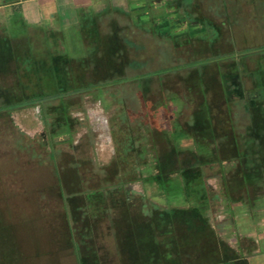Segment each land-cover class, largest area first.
<instances>
[{
	"label": "rangeland",
	"instance_id": "374dc122",
	"mask_svg": "<svg viewBox=\"0 0 264 264\" xmlns=\"http://www.w3.org/2000/svg\"><path fill=\"white\" fill-rule=\"evenodd\" d=\"M206 1V7L197 3L191 9L192 16H182L185 24L180 30L187 34L181 39L167 38L168 46L155 43L160 39L155 29H142L137 11H130L118 0L106 11L83 21L89 24L100 16L99 32L105 33L113 30V15L120 11L127 14L140 26L133 38L146 47L137 61L157 73L154 78L160 83L164 76L171 75L164 82V91L175 87L174 91L188 98L185 96L190 92V79L195 78V89L206 95L203 101L199 97L181 101L184 105L179 103V95L163 92L162 97L156 81L143 98L133 82L132 70L123 76L87 75L78 61L93 51L98 56L101 43L81 33L79 42L71 29L66 36L30 30L16 36L0 35L8 40L14 55V60L10 55L3 56L0 48V86L11 92L48 97L55 94L57 87L67 92L74 83L82 87L81 84L108 82L0 113V222L13 226L30 264H76L74 255H53L49 246L52 238L68 235L69 226L83 254L91 255L92 248L105 264H145L150 257L139 254L137 248L130 250L124 239L130 236L143 241L145 234L134 230L128 233L121 218L116 219L119 229L114 232L115 205L109 204V216L98 219L88 205L87 191L107 190L117 182L162 209L185 212L206 199L207 216L217 239L236 249L239 238H251L257 248L246 258L249 264H264V195L260 201L258 196H252L253 213L238 202L243 197L235 190L228 195L226 184L237 163L217 157L211 147L217 126L213 128L208 123L209 119L217 121L220 114L230 113L227 118L238 132V126L243 129L245 125H240L245 116L238 121V112L245 115L242 109L251 102L252 145L254 153L264 157V0H242L240 4L238 0L243 10L238 15L232 13L233 27H224L220 32L214 25H207V31L196 27L205 18L221 16L224 5L229 11V5L235 3ZM189 3L190 0L186 5ZM252 7L254 10L249 12ZM24 60L28 61L26 65L21 64ZM69 61L74 68L70 76L62 69ZM96 61L107 63L113 58L102 56ZM202 69L210 77H200ZM193 71L199 74L190 77L188 73ZM197 117L200 123L194 125ZM244 127L248 130L247 125ZM156 136L168 139L174 169H160L153 147ZM259 159L255 158L254 163ZM182 168L188 173H181ZM56 174L62 181L66 206ZM255 191H260L257 186Z\"/></svg>",
	"mask_w": 264,
	"mask_h": 264
},
{
	"label": "trees",
	"instance_id": "16d2710c",
	"mask_svg": "<svg viewBox=\"0 0 264 264\" xmlns=\"http://www.w3.org/2000/svg\"><path fill=\"white\" fill-rule=\"evenodd\" d=\"M113 20V30L105 33L99 32L100 16H97L95 19L93 18L89 21V24H83L81 26V35L84 38L101 43L98 49L99 53H97L98 56H94L95 51H93L86 59L78 61L81 66L80 68L84 71H88L86 73L87 75H105L111 77L116 74L123 76L126 75L127 70H132L133 76H131L133 82L137 85L143 98L146 97L147 89H153L152 83L156 81L159 85L158 91L162 97L164 95L163 92L174 96L179 95L181 98L178 100L182 105L185 103L183 104L181 101L187 102L188 98L199 97V99L202 98V101L203 99L206 100V95L204 97L201 95V91L195 89L197 87L195 78L194 80L190 79V92L185 96L188 98H184V95H181L182 93L179 94L178 91H174L175 87L172 88L173 90L165 92L166 86L164 82L167 80L169 81L171 75H166L169 77L164 76L165 80L160 83L154 78V75L157 73L147 70L143 67V63L137 61L138 58H140L141 52L146 48L133 38V35L135 36L136 30L138 29L137 27L140 28V26L135 24L127 14L121 11L119 14L113 15ZM141 27L142 29L151 28L150 25L148 27ZM125 30H129L130 34L125 33ZM0 40H2V42H0L1 54L3 56L10 55L13 59L14 55L9 47L8 40L3 37H0ZM155 43L168 44L167 41L162 38L156 39ZM102 56H112L113 61L107 63H101L100 61L97 63L96 58ZM27 63V60L21 62L23 65ZM72 64L73 63L69 61L62 66L63 71L69 76L73 75L74 72ZM53 70L54 69H52V71ZM141 71H143V73ZM199 73L201 77L203 72ZM199 73L193 71L188 74H190L191 77ZM164 77H162V79ZM144 81H146V84H144ZM180 81L181 79L178 82L180 83ZM193 82H195L196 85ZM107 83L108 82H99L97 85L90 84V86L81 84L82 87H78L77 83H74L73 87L69 88L67 92H65L63 88L57 87L55 94L48 97H26L24 94L18 95L11 92L10 89L0 86L2 88V90L0 89V113L31 106L48 98L59 99L65 97L70 92L78 93L82 90L102 87ZM204 93H206L205 90ZM250 104L251 102L245 109L240 108L244 111L245 115H241L240 109L238 112V121L239 117L245 116L241 118L240 125H247L248 130L244 127L245 125L243 129H240L238 126L237 132L235 127L232 128V120L228 118L226 121L224 117L222 118L223 121L225 119L224 125L214 129L215 140L211 147L216 150L217 157L221 161L226 160L227 163L236 161V171L228 180L229 182L226 184V190L228 195L230 193L229 191L232 192L235 190V193L243 197V199L238 202L245 204L253 213L255 206L251 204L252 196H258L260 201L264 195V157L261 158V156L254 153L255 151L252 143H254L255 139H253L250 134L253 121V116L249 111ZM228 115L230 116V113ZM198 123H200V117H197L193 121L194 125ZM212 127L214 128L213 125ZM231 136L233 137L231 138ZM262 137H264L263 133ZM218 142L221 143V145ZM168 143V139L163 136H156L153 140L155 155L160 169L163 171L165 169L175 168ZM222 143L224 144L223 146ZM258 150L259 149H257V151ZM257 157H260V159L254 163ZM52 160H54V155H52ZM162 160H165V162H162ZM181 173L187 174L188 171L186 168H182ZM56 176L59 183L58 186L62 190L61 197L66 206L67 198L63 193L62 181L59 175L56 174ZM256 186L260 190L257 192L258 194H255ZM86 195L88 205L95 219L107 215L109 216L111 214L109 204L115 205L117 214L116 216L112 215V228L114 232H117L119 229V224L117 225L115 221L117 218H121L125 221V228L128 230V233L134 230L145 234L147 239L145 238L143 241L136 240L130 236L124 238L130 250H136L137 248L140 251L139 254L146 253V255L150 257L145 264H249L246 255L252 253L257 248L255 241L248 237L239 238L236 241V249L229 246L228 243L219 241L207 216L208 201L206 199L201 200L200 204L195 205L185 212L162 209L149 202L144 195L138 194L131 189L125 190L122 184H118V182L117 185L110 189L87 191ZM203 204H206V206ZM67 219H69L68 214ZM12 227L11 225H5L3 222H0V264H30L29 257H26V253L22 249V244L18 242ZM69 227L66 230L68 235L66 234L65 237L58 236L52 238L49 244L52 250L51 254L54 255L59 252H66L69 255H74L76 264H105V260L98 256L96 253L97 251L95 252L92 248H89L91 250V255L83 254L82 248L75 240L74 230L71 226ZM144 248L147 250H144ZM36 250H38V248ZM36 252L39 255V252Z\"/></svg>",
	"mask_w": 264,
	"mask_h": 264
},
{
	"label": "crops",
	"instance_id": "0c3cea01",
	"mask_svg": "<svg viewBox=\"0 0 264 264\" xmlns=\"http://www.w3.org/2000/svg\"><path fill=\"white\" fill-rule=\"evenodd\" d=\"M124 2L130 11H137L138 17L141 19L140 26H151L156 31V35L160 38L173 40L180 38L187 33L180 30L185 22L182 16H188L191 9L197 3L207 4L206 0H118ZM234 5L223 6L221 16L214 18H205L201 23H198L196 29L207 31V25H214L218 32L222 28H231L235 20L231 18V14H239V10H243L238 6V0H231ZM254 2L255 0H246V2ZM116 0H0V35L16 36L18 34H26L30 31H43L61 33L65 36L71 29L72 33L80 42L81 26L86 18L93 14L106 11L110 5H113ZM242 0H239V4ZM230 4V3H229ZM206 7V5H205ZM212 8V6H209ZM250 9V8H249ZM254 10L252 7L250 11ZM152 12L150 17L148 14ZM208 12V11H207ZM209 11L208 13H210ZM154 13V14H153ZM253 18V13H250ZM197 19V17H193ZM189 30V29H188ZM186 30V31H188ZM194 29V31H197ZM181 39V38H180ZM191 39V38H189ZM204 68V67H203ZM202 75L207 77L202 69ZM228 116L220 114L218 122L209 119L208 123L217 127L223 126L225 119ZM211 122V123H210Z\"/></svg>",
	"mask_w": 264,
	"mask_h": 264
}]
</instances>
